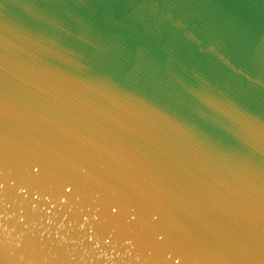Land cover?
Instances as JSON below:
<instances>
[{
  "label": "water",
  "instance_id": "95a60500",
  "mask_svg": "<svg viewBox=\"0 0 264 264\" xmlns=\"http://www.w3.org/2000/svg\"><path fill=\"white\" fill-rule=\"evenodd\" d=\"M0 264H264V0H0Z\"/></svg>",
  "mask_w": 264,
  "mask_h": 264
}]
</instances>
